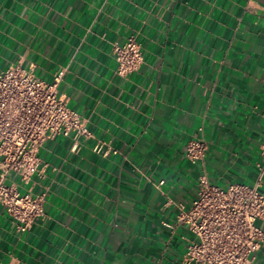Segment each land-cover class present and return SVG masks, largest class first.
<instances>
[{"label":"crops","instance_id":"1","mask_svg":"<svg viewBox=\"0 0 264 264\" xmlns=\"http://www.w3.org/2000/svg\"><path fill=\"white\" fill-rule=\"evenodd\" d=\"M129 36L143 63L119 76L111 48ZM17 63L46 82L62 71L59 91L91 136L46 139L28 182L8 173L44 193L46 215L21 231L0 204V264H185L194 236L176 215L198 175L256 181L264 0H0V70ZM200 135L202 165L184 155Z\"/></svg>","mask_w":264,"mask_h":264},{"label":"built area","instance_id":"2","mask_svg":"<svg viewBox=\"0 0 264 264\" xmlns=\"http://www.w3.org/2000/svg\"><path fill=\"white\" fill-rule=\"evenodd\" d=\"M111 50L119 76L136 71L143 63L141 46L134 36L114 42ZM62 77L59 71L46 82L19 63L0 70V204L21 231L45 217L44 193L22 192L5 182L8 173L15 172L20 181L28 182L33 174L43 172L37 153L46 139L62 135L76 141L91 136L84 120L68 107L59 91ZM102 149L99 142L93 147L97 153ZM206 151L200 135L186 143L184 155L191 163L202 165ZM255 167L253 185L219 187L209 182L205 172L198 175L195 197L187 207L180 206L176 215V222L194 236L187 240L185 264H256L255 253L264 244V192L260 190L264 144Z\"/></svg>","mask_w":264,"mask_h":264}]
</instances>
